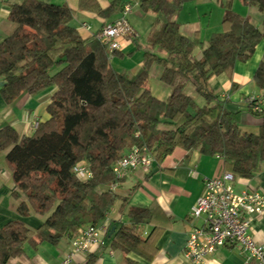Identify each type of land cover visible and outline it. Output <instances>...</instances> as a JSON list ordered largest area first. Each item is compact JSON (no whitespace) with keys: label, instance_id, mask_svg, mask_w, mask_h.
<instances>
[{"label":"trees","instance_id":"1","mask_svg":"<svg viewBox=\"0 0 264 264\" xmlns=\"http://www.w3.org/2000/svg\"><path fill=\"white\" fill-rule=\"evenodd\" d=\"M96 0H80L82 7L96 8ZM188 0H139L144 11L155 14L139 71L130 76L118 71L105 42L97 36L84 38L71 24L75 11L68 5L42 0L12 4L9 19L17 26L0 41L1 93L12 103L23 92L57 90L48 105L50 118L39 122L31 135L21 136L11 125L0 129V152L12 171V195L21 200L20 215L31 210L50 213L37 229L21 219L0 227V264L24 253V245L37 247L44 241L57 244L66 234L75 235L86 224L104 219L119 195L111 188L117 181L113 164L133 146L147 147L162 162L176 147L199 149L223 157L225 169L234 175L253 177L264 165V109L253 111L262 118L258 133L243 131L240 113L226 107L210 86L212 75L234 70L237 60H248L264 39L262 30L248 17L225 3L222 24L226 29L210 35L200 55L199 37L181 32L176 19ZM263 12L264 0H241ZM124 1L111 0L102 16L124 10ZM115 22V21H114ZM106 26V25H105ZM104 28V27H102ZM101 28V29H102ZM161 67L160 80L172 88L168 100L153 95L149 84L151 66ZM254 74L264 87V58ZM192 83L205 99L196 103L184 92ZM87 160L92 176L80 178L77 162ZM109 185V189H101ZM147 208H132L131 227L117 231L114 246L131 249L141 241L137 225Z\"/></svg>","mask_w":264,"mask_h":264},{"label":"crops","instance_id":"2","mask_svg":"<svg viewBox=\"0 0 264 264\" xmlns=\"http://www.w3.org/2000/svg\"><path fill=\"white\" fill-rule=\"evenodd\" d=\"M23 1L0 0V41L12 34L17 26L9 19L11 5ZM42 1L68 5L73 9L75 15L70 23L77 27L84 38L97 36L102 27L122 17V12L110 17L99 14L98 9L108 8L111 0H96V8L82 7L80 0ZM122 1L127 2V0ZM227 1L217 0V7L222 10V19ZM137 7L141 8L140 4L133 3V9L129 14ZM232 9L241 16L250 18L264 34L263 12L259 7L247 6L241 0H233ZM209 10V14L212 15V8ZM152 15L147 25L148 34L155 19V14ZM176 19L180 22L182 34L199 37L202 41L195 50L196 55L201 54L210 35L226 29V25L223 24L210 27V19L204 23L205 25L182 21L179 16H176ZM139 37L141 38L138 33L135 37L121 38V48L111 58L113 67L130 76L139 71L143 62V53L138 46L145 44L146 41L142 42ZM263 58L264 39L256 45L254 53L248 60L236 61L231 73L222 72L212 75L209 81L211 89L220 95L228 109L242 110L240 127L246 132L258 133L262 124V118L249 110L247 100L252 97L264 100V87H258L253 74ZM161 70V67L154 63L148 79L153 95L166 101L172 88L160 80ZM2 84L0 78V129L11 125L21 136L31 135L36 123L39 124L50 118L47 108L57 86L36 94L23 92L12 103H7L1 93ZM195 89L196 87L189 82L185 85L184 92L199 105H204L205 99ZM227 171L223 157L218 154H204L198 148L186 150L183 147H176L161 163L154 161L149 170L139 168L130 172L113 189L120 197L106 217L98 223L108 228L104 244L94 245L87 251L76 252L70 264H186L184 247L191 231L202 223L200 220H192L191 207L204 192L205 180L220 177ZM234 176L232 183L236 191L254 189L264 194V165L253 177ZM14 186L12 171L6 163V152L2 151L0 152V227L9 220L21 219L29 228L37 229L51 212L40 215L31 210L27 216L20 215L18 206L21 200L12 195ZM100 188L109 189L110 186L102 185ZM136 207L147 208L145 219L136 229L147 231V235L144 234L141 241L132 245L131 249L127 250L118 244L114 246L113 241L117 231L122 227L132 226L133 221L129 212ZM252 227L255 240L264 245V217L256 218ZM75 235L66 234L57 244L44 241L34 247L26 243L24 253L12 257L9 264H61L72 252ZM205 260L206 264H255L254 260L245 258L244 253L239 249L230 247L218 248Z\"/></svg>","mask_w":264,"mask_h":264},{"label":"built area","instance_id":"3","mask_svg":"<svg viewBox=\"0 0 264 264\" xmlns=\"http://www.w3.org/2000/svg\"><path fill=\"white\" fill-rule=\"evenodd\" d=\"M138 0H127L122 17L102 28L97 37L105 42L110 52L121 48L123 37L138 35L129 23L128 15ZM256 98L252 97L251 99ZM247 100L248 102L251 101ZM253 111L264 109V100L257 99ZM37 125V124H36ZM154 154L147 147L133 146L126 151L112 166L117 181L111 184L114 189L130 172L139 168L148 169L155 161ZM220 156V155H218ZM88 161L76 163L74 172L80 178H89L92 171ZM234 174L227 171L220 177L209 178L204 192L191 207L192 220L202 221L190 233L184 250L186 264H206L209 254L221 247L237 248L245 258L254 260L255 264H264V245L259 244L253 235V222L264 217V194L257 190L238 192L233 186ZM139 236L147 231L138 228ZM108 228L104 225L86 224L78 228L73 238L72 252L61 264H70L76 252L90 250L94 245L104 244Z\"/></svg>","mask_w":264,"mask_h":264},{"label":"rangeland","instance_id":"4","mask_svg":"<svg viewBox=\"0 0 264 264\" xmlns=\"http://www.w3.org/2000/svg\"><path fill=\"white\" fill-rule=\"evenodd\" d=\"M211 8L213 10L212 15L209 14V9ZM205 11H208V13H205ZM152 14L154 13H152L151 10L144 11L143 9L137 7L135 11L128 16L129 23L140 34L141 38L139 37V40H141L142 42L147 40V25H149L150 18L153 17ZM177 16H179L182 21L199 22V24L201 25L206 23L210 19V27H214V25L217 24H222V10L218 9L217 0H188L184 3L181 10L178 11ZM203 35H205V33H203ZM202 40H204V38ZM36 124L35 125L37 127L38 123ZM87 163L89 164V162Z\"/></svg>","mask_w":264,"mask_h":264}]
</instances>
